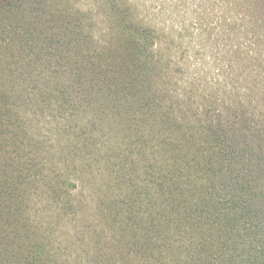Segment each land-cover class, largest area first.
I'll list each match as a JSON object with an SVG mask.
<instances>
[{"label":"trees","instance_id":"16d2710c","mask_svg":"<svg viewBox=\"0 0 264 264\" xmlns=\"http://www.w3.org/2000/svg\"><path fill=\"white\" fill-rule=\"evenodd\" d=\"M85 14L0 0V264H264V61L192 83Z\"/></svg>","mask_w":264,"mask_h":264},{"label":"rangeland","instance_id":"374dc122","mask_svg":"<svg viewBox=\"0 0 264 264\" xmlns=\"http://www.w3.org/2000/svg\"><path fill=\"white\" fill-rule=\"evenodd\" d=\"M68 4L88 12L84 21L105 31L132 18L147 26L156 39L171 44L174 61L184 55L187 80L194 76L193 63L199 65L195 73L204 74L210 83L242 67L246 58L250 63L241 71L255 76L263 71L259 62L264 61V0H68ZM158 49L165 53V44Z\"/></svg>","mask_w":264,"mask_h":264}]
</instances>
